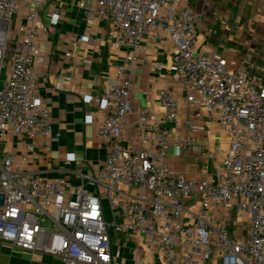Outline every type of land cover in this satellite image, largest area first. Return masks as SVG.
Instances as JSON below:
<instances>
[{
	"label": "built area",
	"instance_id": "1",
	"mask_svg": "<svg viewBox=\"0 0 264 264\" xmlns=\"http://www.w3.org/2000/svg\"><path fill=\"white\" fill-rule=\"evenodd\" d=\"M21 4L34 10L17 18ZM81 6L111 23L113 43L127 49L104 95L99 132L107 145L104 168L73 186L25 172L26 157L0 158V244L51 255L62 264H113L103 200L90 190L97 187L118 211L115 232L127 241L141 235L161 264H207L215 250L222 264H264V78L256 79L243 58L235 62L196 51L202 19L190 0H87ZM47 7L49 20L60 12L58 0H0V141L10 133L43 144L60 136L53 131L34 69L39 28L52 29L38 16ZM150 34L171 43L176 74L194 92L184 101L188 107L199 102L193 117H215L229 136V149L212 178L196 181L194 170L176 172L170 166L175 144L186 153L195 141L172 139L167 124L181 125L182 103L170 90L158 91L161 119L149 124L150 111L140 109L137 134L124 133L133 108V70ZM84 39L76 38L72 46ZM193 121L185 125L192 129ZM202 169L208 173L210 166ZM211 208L223 210L224 217L210 214ZM232 210L247 218L244 237L225 221Z\"/></svg>",
	"mask_w": 264,
	"mask_h": 264
},
{
	"label": "crops",
	"instance_id": "2",
	"mask_svg": "<svg viewBox=\"0 0 264 264\" xmlns=\"http://www.w3.org/2000/svg\"><path fill=\"white\" fill-rule=\"evenodd\" d=\"M86 1L58 0L60 12L50 20L46 13L52 11L51 7L38 11L40 23L45 25L50 21L52 29L39 28L35 37L37 63L34 69L39 79L41 98L51 112L53 131L60 133L59 138L43 144L41 139L33 140L27 135L21 137L10 133L0 141V158L10 153L14 154L16 161L26 157L23 166L25 172L49 180H64L73 186L86 181L84 176L96 177L104 168L107 145L99 136L105 118L104 95L108 80L114 77L115 68L124 64L127 54L125 47L113 43L112 24L81 6ZM190 5L198 11L195 0H190ZM33 10L32 5L21 4L16 17L20 18ZM26 23L32 25V22ZM18 26V21H15L14 35ZM80 36L85 37L84 41L73 47L72 42ZM143 45L144 54L133 70V108L125 135L137 134L140 109L150 111L149 124L161 119L164 110L159 104L158 91L170 90L182 103L178 113L181 125L167 124L172 139L178 136L183 140L195 138L193 148L186 153L181 144H175L170 151V166L176 172L194 170L191 178L196 181L204 177L212 178L214 167L222 162L223 153L229 149L228 134L220 128L215 117H193V113L200 108L199 102H192L188 107L184 101L188 93L194 92L187 89L176 74L171 43L150 34L144 37ZM195 49L210 56H226L235 62L243 58L239 50L219 48L201 31ZM68 50L70 57L65 55ZM190 118L194 120L192 129L185 125ZM29 144H33L32 150ZM206 163L210 166L208 173L202 169ZM90 190L101 195L103 200L113 237V264H161L159 256L143 243L141 235L127 241L123 235L115 232L113 225L119 219L118 211L110 206L101 188L90 187ZM213 213L224 217L223 210L211 208L210 214ZM225 221L233 233L239 237L245 236V216L232 210ZM0 264L62 262L51 255L33 254L0 244ZM207 264H222L216 250Z\"/></svg>",
	"mask_w": 264,
	"mask_h": 264
},
{
	"label": "rangeland",
	"instance_id": "3",
	"mask_svg": "<svg viewBox=\"0 0 264 264\" xmlns=\"http://www.w3.org/2000/svg\"><path fill=\"white\" fill-rule=\"evenodd\" d=\"M195 2L202 19L201 32L210 42L239 50L256 79L264 78V0ZM5 69L6 65L2 73Z\"/></svg>",
	"mask_w": 264,
	"mask_h": 264
}]
</instances>
